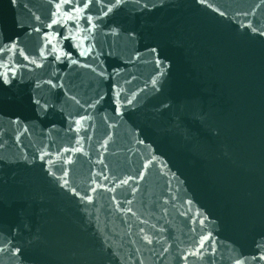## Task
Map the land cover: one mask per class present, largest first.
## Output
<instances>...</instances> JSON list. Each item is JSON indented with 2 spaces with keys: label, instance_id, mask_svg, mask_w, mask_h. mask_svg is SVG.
Returning a JSON list of instances; mask_svg holds the SVG:
<instances>
[{
  "label": "water",
  "instance_id": "1",
  "mask_svg": "<svg viewBox=\"0 0 264 264\" xmlns=\"http://www.w3.org/2000/svg\"><path fill=\"white\" fill-rule=\"evenodd\" d=\"M83 2L0 0V264H264V0Z\"/></svg>",
  "mask_w": 264,
  "mask_h": 264
},
{
  "label": "snow or ice",
  "instance_id": "2",
  "mask_svg": "<svg viewBox=\"0 0 264 264\" xmlns=\"http://www.w3.org/2000/svg\"><path fill=\"white\" fill-rule=\"evenodd\" d=\"M92 2H93V0H84L83 8L84 9L89 8V6H90V4H92ZM201 2H203V0H201ZM12 3L15 4L16 0H12ZM61 3L62 4L73 5V0H61ZM95 3L98 4V5H101L102 9H103V7L107 6V5H104L103 0H95ZM122 3H124V0H115V6H119ZM79 4H80V0H76L75 4L73 5L77 12L80 11ZM55 7L57 9V12H59L61 5L60 4H56ZM145 7H147V5H145ZM107 8H108V12L112 11V7L111 6H107ZM52 15H53V17H55L57 15V13L54 12V13H52ZM104 15H107V12H105ZM69 18H71V17H69ZM37 19H39V18H37ZM87 22H88L89 25H92V17L91 16L87 17ZM57 23H58L57 19H52L51 23H49L47 26L49 28H51L53 25H55ZM77 27H78V25H77ZM92 27H95V25H92ZM36 31H39V29H36ZM253 31H256V30L253 29ZM262 34H264V33H262ZM72 38L73 37H71V36L65 37V39H72ZM5 47H7V45H5ZM13 47H15V43L14 42H13ZM153 51H155V49H153ZM62 55L67 56L69 59L71 58V54L70 53H62ZM81 55H83V53H81ZM25 59H27V57H25ZM56 59L57 60L61 59V55H57ZM72 63H76V61L73 60ZM3 83L4 84H8V83H10V81L5 77L4 80H3ZM101 99H102V97H101ZM77 123H79V121H77ZM125 183H126V181H125ZM261 259H264V257H261ZM236 264H240V261L237 260Z\"/></svg>",
  "mask_w": 264,
  "mask_h": 264
}]
</instances>
